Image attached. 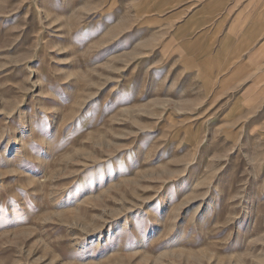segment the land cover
Segmentation results:
<instances>
[{
    "label": "rangeland",
    "instance_id": "obj_1",
    "mask_svg": "<svg viewBox=\"0 0 264 264\" xmlns=\"http://www.w3.org/2000/svg\"><path fill=\"white\" fill-rule=\"evenodd\" d=\"M178 1L0 0V264H264V85L186 72Z\"/></svg>",
    "mask_w": 264,
    "mask_h": 264
},
{
    "label": "crops",
    "instance_id": "obj_2",
    "mask_svg": "<svg viewBox=\"0 0 264 264\" xmlns=\"http://www.w3.org/2000/svg\"><path fill=\"white\" fill-rule=\"evenodd\" d=\"M149 11L157 15L152 30L166 32L176 53L199 63L186 72L221 88L264 85V0L159 2Z\"/></svg>",
    "mask_w": 264,
    "mask_h": 264
}]
</instances>
